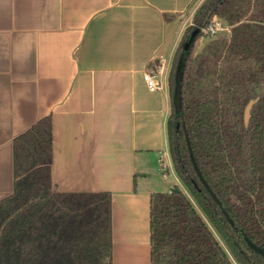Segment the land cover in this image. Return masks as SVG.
<instances>
[{"label":"trees","instance_id":"trees-1","mask_svg":"<svg viewBox=\"0 0 264 264\" xmlns=\"http://www.w3.org/2000/svg\"><path fill=\"white\" fill-rule=\"evenodd\" d=\"M215 15L230 29L198 49ZM169 84L167 139L180 183L151 193L152 264H264L246 240L264 247V0H205L175 49ZM52 152L51 116L14 139L15 188L0 201V264H111L110 193L55 190Z\"/></svg>","mask_w":264,"mask_h":264},{"label":"crops","instance_id":"crops-1","mask_svg":"<svg viewBox=\"0 0 264 264\" xmlns=\"http://www.w3.org/2000/svg\"><path fill=\"white\" fill-rule=\"evenodd\" d=\"M194 1L0 0V201L15 137L51 116L53 188L108 191L110 263L152 264L151 193L180 183L169 73ZM159 67L151 89L144 72Z\"/></svg>","mask_w":264,"mask_h":264},{"label":"built area","instance_id":"built-area-1","mask_svg":"<svg viewBox=\"0 0 264 264\" xmlns=\"http://www.w3.org/2000/svg\"><path fill=\"white\" fill-rule=\"evenodd\" d=\"M230 25L219 16L215 15L208 25L203 29L204 35L209 37L216 36L224 33L223 31L229 30ZM163 68L159 67L157 70H146L144 72V78L151 89H162L164 87ZM160 163L164 167L166 161L160 157Z\"/></svg>","mask_w":264,"mask_h":264},{"label":"water","instance_id":"water-1","mask_svg":"<svg viewBox=\"0 0 264 264\" xmlns=\"http://www.w3.org/2000/svg\"><path fill=\"white\" fill-rule=\"evenodd\" d=\"M196 34V32L194 31L190 37V39L188 40V42L185 43V47L187 48L190 44V42L193 40L194 35ZM184 58H185V54H182L181 56V60L180 63L178 65L177 68V72H176V79H177V85H176V93H175V104L177 106L178 110H181V80H182V66L184 63ZM251 104L248 105L247 107V115L249 113V109H250ZM188 144H189V148L191 149V145H190V141L188 140ZM191 158L193 161V164L198 172L199 177L202 179L203 183L205 184V186L207 187V189L210 191V193L213 195V197L221 204V200L220 198L217 196V194L212 190L210 184L207 182V180L205 179V177L202 174V171L200 170L198 163L195 159V156L193 155V153L191 152ZM247 242L249 243V245L255 249L256 251H258L259 253L264 255V247L258 245L257 243H255L254 241H252L249 237H246Z\"/></svg>","mask_w":264,"mask_h":264},{"label":"rangeland","instance_id":"rangeland-1","mask_svg":"<svg viewBox=\"0 0 264 264\" xmlns=\"http://www.w3.org/2000/svg\"><path fill=\"white\" fill-rule=\"evenodd\" d=\"M205 0H195L194 1V4H193V6H192V17H191V22H192V18L194 17V15H195V13H196V11H197V9L199 8V6L204 2ZM190 22V23H191ZM224 32V34H227L228 33V30H225V31H223ZM209 38V36H207V35H204L201 39H200V41H199V44H198V49L203 45V43L207 40ZM264 89V88H263ZM171 179H169L168 180V183L169 184H167L166 186H164V187H168L169 185H170V183H171ZM178 182V181H177ZM176 182V183H177Z\"/></svg>","mask_w":264,"mask_h":264}]
</instances>
